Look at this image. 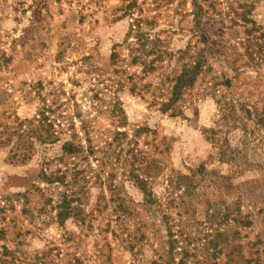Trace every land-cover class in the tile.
Returning a JSON list of instances; mask_svg holds the SVG:
<instances>
[{
  "label": "rangeland",
  "instance_id": "374dc122",
  "mask_svg": "<svg viewBox=\"0 0 264 264\" xmlns=\"http://www.w3.org/2000/svg\"><path fill=\"white\" fill-rule=\"evenodd\" d=\"M0 264H264V0H0Z\"/></svg>",
  "mask_w": 264,
  "mask_h": 264
},
{
  "label": "trees",
  "instance_id": "16d2710c",
  "mask_svg": "<svg viewBox=\"0 0 264 264\" xmlns=\"http://www.w3.org/2000/svg\"><path fill=\"white\" fill-rule=\"evenodd\" d=\"M186 74H181L178 78L174 88L175 92L179 91L182 82L184 81ZM46 112L43 110L39 112L36 116L31 119H27V123L21 122V128L16 129L10 133V137L15 133L20 142L15 147V155L23 159L29 158L33 145L34 139L39 142H47L48 139L53 137L57 130L54 128V122L49 120L50 118L46 116ZM9 137V139H10ZM63 155L59 157V162L62 164L55 170H50V163H47L41 171L40 178L49 184H62L67 186V188L59 193V198L56 200L58 208L57 217L59 220H65L71 216L76 215L77 206L73 205L75 201H78L77 197L78 191L73 187H68L71 181L67 180L68 174L70 172L77 175L79 170L75 166H70L72 161L68 158L76 157L83 150L81 146L75 145L73 142L67 141L63 144ZM76 164V163H75ZM73 183V182H72Z\"/></svg>",
  "mask_w": 264,
  "mask_h": 264
}]
</instances>
